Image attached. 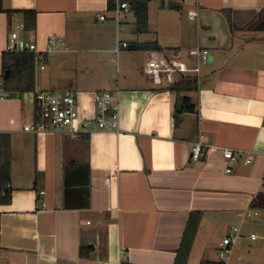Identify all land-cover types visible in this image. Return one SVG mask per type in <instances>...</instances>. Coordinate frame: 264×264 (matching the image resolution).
I'll use <instances>...</instances> for the list:
<instances>
[{"label":"crops","instance_id":"crops-1","mask_svg":"<svg viewBox=\"0 0 264 264\" xmlns=\"http://www.w3.org/2000/svg\"><path fill=\"white\" fill-rule=\"evenodd\" d=\"M111 1L0 0V75L15 65L6 52L14 31L39 50L50 36L70 48L43 70L34 63L32 89L9 84L0 99V172L12 191L0 204V264H175L192 213L201 220L187 264L217 263L236 226L228 264H264V0H150L142 34L132 12L119 27ZM123 42L131 47L116 53ZM139 45L190 65L192 50L209 52L185 94L193 111L177 126L176 94L144 74L152 50ZM40 90L75 92L85 120L95 117V94L110 91L119 129L92 122L76 139L23 132ZM200 137L207 149L193 161Z\"/></svg>","mask_w":264,"mask_h":264},{"label":"built area","instance_id":"built-area-1","mask_svg":"<svg viewBox=\"0 0 264 264\" xmlns=\"http://www.w3.org/2000/svg\"><path fill=\"white\" fill-rule=\"evenodd\" d=\"M111 10L114 21L121 27V20L131 12L128 0H112ZM199 12L197 10L189 13L191 20H197ZM99 20L104 21L105 17L100 16ZM24 26L20 25V29ZM127 42L120 43L115 52L119 53L123 49L130 48ZM70 52L66 41L62 37L50 36L47 40V47L39 50L38 47L22 39L17 31L10 34L6 52L8 53H30L33 54L35 65H40L45 69L44 60L51 54L59 52ZM147 59L143 69L144 74L150 79L152 84L159 89L167 90L177 82L180 76H191L196 78L199 84L202 65L209 59L208 50L196 48L190 52L193 64L182 59H168L160 52L152 50L146 53ZM8 97L5 89L4 76L0 75V99ZM96 114L91 120L80 117L78 109L77 94L73 91H44L40 90L35 95L36 121L23 126V132L31 134H66L73 139L88 134L87 126L95 123L96 128L101 131H116L119 129V106L116 96L110 91L97 92L94 96ZM207 145L202 137L192 146L191 159L199 161ZM223 157L229 162H235L237 158L231 149L223 151ZM251 158L245 163L250 164ZM230 173L231 168H227ZM241 230L238 226L233 227L230 233L222 240L218 250V260L222 264H228L234 247L239 243ZM253 240L256 239L252 235Z\"/></svg>","mask_w":264,"mask_h":264},{"label":"trees","instance_id":"trees-1","mask_svg":"<svg viewBox=\"0 0 264 264\" xmlns=\"http://www.w3.org/2000/svg\"><path fill=\"white\" fill-rule=\"evenodd\" d=\"M130 3V10L133 13L136 24L135 32L137 34L147 33L149 31L148 22V5L150 0H128ZM175 9H180V6H173ZM111 9V5H110ZM34 16V14H33ZM31 28L34 27V20H31ZM137 49L141 50H159L157 45H139ZM15 55V65L5 66L4 82L6 84L5 89H10L9 84H14L12 89L14 91L23 92L25 90L32 89L33 84V71H34V57L30 53H12ZM8 71V77L6 72ZM9 85V86H8ZM198 86L197 80L191 76H180L177 78L175 85L167 89L170 93L176 94L177 101L173 107V123L177 126L181 122V116L185 113L192 112V108H185L189 101L188 92L194 91ZM164 91V90H162ZM192 107V106H191ZM6 177L0 172V204H9L11 202V189L6 186L4 181ZM201 220L200 213H192L190 215L181 246L178 250L175 264H187L191 248L195 239V235L198 229L199 222ZM81 254H84V250H81ZM201 264H222L221 262H202Z\"/></svg>","mask_w":264,"mask_h":264},{"label":"water","instance_id":"water-1","mask_svg":"<svg viewBox=\"0 0 264 264\" xmlns=\"http://www.w3.org/2000/svg\"><path fill=\"white\" fill-rule=\"evenodd\" d=\"M6 77H8V72H6Z\"/></svg>","mask_w":264,"mask_h":264}]
</instances>
